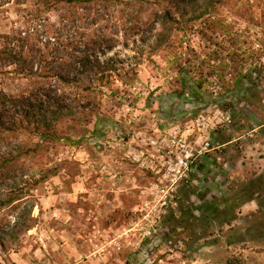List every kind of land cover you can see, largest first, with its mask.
<instances>
[{
    "label": "rangeland",
    "instance_id": "rangeland-1",
    "mask_svg": "<svg viewBox=\"0 0 264 264\" xmlns=\"http://www.w3.org/2000/svg\"><path fill=\"white\" fill-rule=\"evenodd\" d=\"M171 13L180 23L157 48L160 26L118 31L107 55L121 76L103 93H79L82 103L99 102L96 111L61 122L54 139L21 135L40 146L17 182L45 177L26 192L35 203L30 229L8 233L23 205L0 212V264H264V190L262 206L242 202L230 224L192 216L202 196L234 195L264 174V0H196ZM46 15L58 23L57 12ZM34 16L32 0L0 2V48L3 34L28 36L23 53L35 54ZM19 69L0 67L10 96L40 80ZM180 135L196 145L209 138L213 150L193 159L195 180L171 186L169 142Z\"/></svg>",
    "mask_w": 264,
    "mask_h": 264
},
{
    "label": "trees",
    "instance_id": "trees-1",
    "mask_svg": "<svg viewBox=\"0 0 264 264\" xmlns=\"http://www.w3.org/2000/svg\"><path fill=\"white\" fill-rule=\"evenodd\" d=\"M32 1L36 31L40 36L37 41L42 44L37 52L24 55L23 43L28 36L17 38L9 33L1 36L0 67L17 65L20 68L18 74L40 79L36 80L32 91L18 96H10L0 89V191H5L0 199V212L3 209L16 212L23 205L13 224L8 226L11 235L33 226L34 218L30 214L35 203L27 200L31 194L26 192L36 188L45 177L32 179L24 186L17 182L19 177L26 175L25 159L34 156L40 146V143L30 146L20 139L21 135L54 139L58 136V124L65 120L80 121L77 113L86 109L96 111L99 102L85 104L80 96L85 92L92 95L103 93L104 86L121 76L119 61L107 55L118 42V31L122 30L124 36H133L141 32L152 33L160 26L157 48L165 42L163 32L169 24L180 23L173 17L171 9H180L184 2L196 0ZM155 6L159 10L153 11ZM50 11L57 12V24L49 21L46 13ZM146 13H149L148 18L144 19ZM124 44L127 46L128 42ZM41 47L50 49V52L43 53ZM42 64L46 71H42ZM133 70L131 75H135ZM127 73L130 74L128 70ZM263 190L264 174L250 179L234 195L221 199L202 196L199 203L192 206L199 215L192 216L205 224H230L236 218L233 208L242 202L258 201ZM258 203L262 206L260 201ZM182 206H186L185 203Z\"/></svg>",
    "mask_w": 264,
    "mask_h": 264
},
{
    "label": "built area",
    "instance_id": "built-area-1",
    "mask_svg": "<svg viewBox=\"0 0 264 264\" xmlns=\"http://www.w3.org/2000/svg\"><path fill=\"white\" fill-rule=\"evenodd\" d=\"M222 115L226 122H230L231 114L229 112ZM169 149V152H174L173 158L175 161V164L173 166L170 165L168 167L171 175L170 185L173 186L178 181L189 183L190 181L195 180L191 176L193 159L202 157L208 151L213 150V146L209 138L196 145L195 143H191L188 137L180 135L174 136L173 139L169 142ZM173 149L178 151H175ZM217 159L220 160L219 155H217Z\"/></svg>",
    "mask_w": 264,
    "mask_h": 264
}]
</instances>
